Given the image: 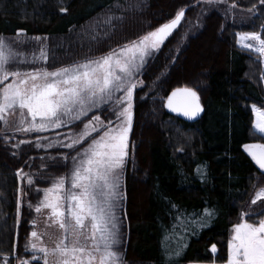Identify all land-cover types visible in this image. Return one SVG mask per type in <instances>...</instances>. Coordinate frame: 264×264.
I'll return each mask as SVG.
<instances>
[{
    "label": "trees",
    "instance_id": "16d2710c",
    "mask_svg": "<svg viewBox=\"0 0 264 264\" xmlns=\"http://www.w3.org/2000/svg\"><path fill=\"white\" fill-rule=\"evenodd\" d=\"M227 2L0 0V36L22 30L24 36L46 39L50 69L86 56H102L185 9L180 24L146 59L139 75L143 85L137 92L146 95L134 105L131 139L135 160L124 174L125 202L120 211L124 264H164V249L178 247L182 255L174 264L225 262L231 228L242 212L249 211L255 191L264 187V171L243 148L252 142L264 145V135L252 128L251 111V104L264 108V69L258 56L236 43L237 32L261 30L264 6L258 0ZM233 2L245 11L256 3L258 10L247 23L241 22L245 18L232 20L225 13ZM61 8L67 10L61 12ZM109 14L123 19L109 27L104 22ZM93 34L96 41L90 39ZM181 87L192 88L200 97L204 110L197 122L165 110L167 96ZM96 113H89L87 119ZM81 124L77 122L74 128ZM12 128L0 122V251L4 253L0 264L9 258L17 264V254L30 259L25 245L40 192L37 188L48 187L52 178L67 175L71 168L70 161L51 159L69 149L35 146L37 136L60 129L19 134ZM4 135L9 137L7 142ZM21 140L31 143L20 144ZM198 166L206 175H200ZM24 174L32 176V185ZM206 207L215 209V215L201 227L199 221L193 223L194 214H202ZM259 207L260 202L253 210ZM177 215L182 221H177ZM173 225H177L175 232Z\"/></svg>",
    "mask_w": 264,
    "mask_h": 264
},
{
    "label": "snow or ice",
    "instance_id": "6c2138e0",
    "mask_svg": "<svg viewBox=\"0 0 264 264\" xmlns=\"http://www.w3.org/2000/svg\"><path fill=\"white\" fill-rule=\"evenodd\" d=\"M204 2L219 5L226 4L227 0ZM258 4L264 6V0H258ZM235 8L233 2L225 14ZM66 10L60 9L61 12ZM257 10L256 3L247 9L249 19ZM184 15L185 9L181 8L171 20L119 49H112L99 57L86 56L51 69L47 66L52 59L49 49L40 37L34 38L40 45L39 53L33 52L29 57L16 47L25 42L13 43L0 36V85H3L0 87V122L22 133L69 129L63 134V139H59L62 135L59 132L56 133L57 138L51 140L48 137L35 138L37 149L59 147L70 150L61 152L59 157H51L54 161L61 159L65 164L70 161L71 168L69 174L52 178L51 186L42 190L43 199L40 201L42 207L51 210L52 217L64 230V238L49 249L38 245L40 237L36 231L30 232L33 240L25 245V252L30 251L31 257L23 259L17 254V264H39L41 259L43 264H48L50 253L58 257L56 264H123L120 250L123 232L118 212L125 199L121 180L129 156V133L133 128L135 77L142 72L146 58L160 49ZM122 19L109 14L104 22L114 27L113 21ZM21 33L22 30H18L17 35ZM236 36L237 44L264 58V26L260 31L237 32ZM90 39L96 41L97 36L93 34ZM23 65L31 67L25 68ZM261 80H264V74ZM104 107H108L114 120L107 119L105 122L99 115L87 119L93 110L102 111ZM166 107L180 111L189 118L196 117L202 111L197 92L187 87L173 90L167 97ZM251 107L256 117L254 129L264 134V108L255 104ZM17 114L18 120L10 119ZM77 122L83 123V128L74 132L72 129ZM93 133L96 135L93 136ZM3 138L6 142L9 139L6 135ZM42 140L48 142L41 143ZM24 143L31 141H20V144ZM243 148L259 168L264 169V145L244 144ZM197 171L201 176L206 175L199 166ZM24 175L28 184L32 185V176ZM17 177L21 178V170H17ZM66 183L70 186L66 187ZM18 191L24 193L23 189ZM37 191L40 189L37 188ZM258 202L259 209L253 210ZM29 207L32 205L29 204ZM172 207L177 206L173 204ZM19 210L18 200V213ZM36 210L39 211V207ZM214 215L215 209L206 207L202 214H194L193 223L199 221L203 227ZM176 219L182 221L180 215ZM176 228L177 225H173V232ZM211 250L213 253L217 251L215 244ZM181 255L180 247L175 250L165 248L164 264H174V259ZM3 256L4 253L0 251V257ZM3 264H11V258L5 259ZM224 264H264V187L255 191L249 211L242 212L240 222L233 225Z\"/></svg>",
    "mask_w": 264,
    "mask_h": 264
},
{
    "label": "rangeland",
    "instance_id": "374dc122",
    "mask_svg": "<svg viewBox=\"0 0 264 264\" xmlns=\"http://www.w3.org/2000/svg\"><path fill=\"white\" fill-rule=\"evenodd\" d=\"M197 1L204 2V0H197ZM226 4H228V2ZM230 5H232V4H230ZM228 16L232 20H235V19L243 20L245 18L244 21H241L243 23H247L250 20L249 19L250 14L247 11L238 8L237 6H236L235 9H233L232 12H228L227 13V17ZM3 37L5 38L6 41L13 42V43L16 42V41L25 42L22 45H16V47L19 48V50L21 52L25 53V55H27L29 57L31 56V54L33 52H36L37 54L39 53L40 45L36 41V39H34L35 37H27V36H24L23 33H21L19 36L17 34H15V35H12V36H3ZM41 40H42L43 44L48 45L46 39H41ZM236 43H237V36H236ZM237 45L240 48L246 49V50L250 51L251 53L255 54L256 56H258V58H259V60L261 62L262 68L264 69V62H262V60H264V58H262L259 55V53L255 52V51H252V50H249V49L243 47L240 44H237ZM117 49H119V48H117ZM23 67L27 68V67H31V65H23ZM139 75L140 74H138L135 77V81L137 83V86L133 90V109H134V105H135L136 101L141 99V98H144L145 95H146L145 93L137 92L138 89H140L141 86L143 85L142 79H141V77ZM7 82H9V81H5V83H7ZM2 86L3 85H0V87H2ZM122 94L123 93H118V95H122ZM252 105L253 104H251V106ZM257 107H260V106L257 105ZM133 109H132V111H133ZM94 111H98V110H93V112ZM251 111H252V128L254 129L253 125H254V121H255L256 117H255V115L253 113L252 107H251ZM101 112L103 113V115L99 114V111H98V113H96L94 115H99L101 120L105 121V122L107 121V119H113V120L115 119L114 115L108 110V107H104ZM15 117L18 120V118H19L18 114L15 115ZM133 121H134V114H133ZM84 122H87V120L84 121ZM82 128H83V123L78 128H73L72 131L79 132ZM56 130H58V129H52V130H49V131H46V132H42V133H47V132L56 131ZM60 130H61V132H59V133H61L62 135L59 137V139H63V134H66L69 130H67L65 128H60ZM255 131L260 133L258 130H255ZM17 133H19V134H28V133H22V132H17ZM94 134L95 133H93V135ZM260 134H262V133H260ZM180 135L184 136L183 133H180ZM262 135H264V134H262ZM43 137H48L49 140L57 138L56 137V133L52 134V135H46V136H43ZM47 142L48 141H46V140H42L41 141V143H47ZM88 142H90V141H88ZM250 144H258V143H253L252 142ZM86 146L87 145H85V147ZM41 149L42 150H47V149H43V148H41ZM134 149H135V145H134V143H133V141L131 139V132H130L129 133V149H128L129 156L127 157V162L125 164L123 175H122V180H121V191L124 193V195H125V192H124V174H125L126 168L133 166V163H134V160H135V150ZM56 177H58V176H56ZM50 186H51V184L48 187H50ZM68 186H70V185H68L66 183V187H68ZM42 190H40L38 199L35 202V204L33 205V211H32L33 216H32V219L30 221V230H29V233H28V239H27V243L26 244H28L30 241L33 240V238L30 236V232L36 231L38 233V236L40 237V239L38 241V245L39 246H45V247H48L49 249H52V248L55 247L56 243L60 239L64 238V230L60 229L59 223L56 222L55 219L52 217L51 210L50 209H46V208H44V207H42L40 205V201L43 199V191ZM20 199H21V196L19 197V202H20ZM124 202H125V199L122 201V207L124 205ZM37 207H39V209H40L39 211L36 210ZM120 211H121V209L119 210L118 215L121 217ZM17 218H19V214H17ZM240 220H241V217H240ZM240 220H239V222H240ZM88 231H90V226H89ZM231 235H232V228L230 230L228 241L231 238ZM227 247H228V245H227ZM57 259H58V257H56L55 255L50 253L49 256H48V264H56ZM41 262L43 264V259H41ZM123 264H124V262H123ZM215 264H218V263H215ZM219 264H224V262L223 263H219Z\"/></svg>",
    "mask_w": 264,
    "mask_h": 264
},
{
    "label": "water",
    "instance_id": "95a60500",
    "mask_svg": "<svg viewBox=\"0 0 264 264\" xmlns=\"http://www.w3.org/2000/svg\"><path fill=\"white\" fill-rule=\"evenodd\" d=\"M181 88H185V87H181ZM173 92V91H172ZM171 92V93H172ZM170 93V94H171ZM169 94V95H170ZM168 95V96H169ZM198 95V94H197ZM167 96V97H168ZM198 97H199V95H198ZM199 103H200V105H201V108H202V111L196 116V117H194V118H189V117H187V116H185L182 112H180V111H172L171 109H169L168 107H166V104H167V99H166V102H165V104H164V106H165V110L169 113V114H171V115H173V116H176V117H178V118H180V119H182V120H185V121H189V122H197L200 118H201V116H202V114H203V110H204V108H203V105H202V103H201V100H200V97H199ZM248 154V153H247ZM249 155V154H248ZM250 156V155H249ZM251 157V156H250ZM253 160V159H252ZM254 161V160H253ZM255 162V161H254ZM256 164V163H255ZM257 165V164H256ZM258 166V165H257ZM259 167V166H258ZM261 170H263L264 171V169H261Z\"/></svg>",
    "mask_w": 264,
    "mask_h": 264
},
{
    "label": "crops",
    "instance_id": "0c3cea01",
    "mask_svg": "<svg viewBox=\"0 0 264 264\" xmlns=\"http://www.w3.org/2000/svg\"><path fill=\"white\" fill-rule=\"evenodd\" d=\"M11 79V78H9ZM11 120H16L17 118L15 116L10 117ZM189 264H215V263H189Z\"/></svg>",
    "mask_w": 264,
    "mask_h": 264
}]
</instances>
